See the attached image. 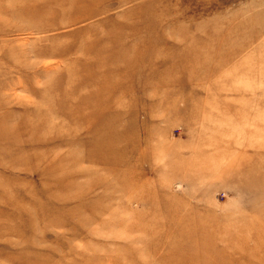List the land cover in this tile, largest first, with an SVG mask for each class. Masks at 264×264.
Segmentation results:
<instances>
[{"label":"rangeland","instance_id":"rangeland-1","mask_svg":"<svg viewBox=\"0 0 264 264\" xmlns=\"http://www.w3.org/2000/svg\"><path fill=\"white\" fill-rule=\"evenodd\" d=\"M0 264H264V0H0Z\"/></svg>","mask_w":264,"mask_h":264}]
</instances>
